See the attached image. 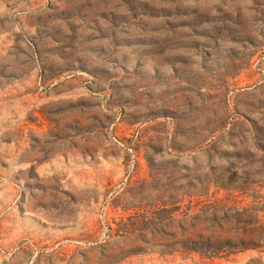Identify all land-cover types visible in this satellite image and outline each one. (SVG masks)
<instances>
[{
	"label": "rangeland",
	"instance_id": "1",
	"mask_svg": "<svg viewBox=\"0 0 264 264\" xmlns=\"http://www.w3.org/2000/svg\"><path fill=\"white\" fill-rule=\"evenodd\" d=\"M0 264H264V0H0Z\"/></svg>",
	"mask_w": 264,
	"mask_h": 264
}]
</instances>
